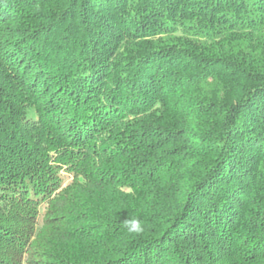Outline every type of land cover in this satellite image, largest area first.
Wrapping results in <instances>:
<instances>
[{"label": "trees", "instance_id": "16d2710c", "mask_svg": "<svg viewBox=\"0 0 264 264\" xmlns=\"http://www.w3.org/2000/svg\"><path fill=\"white\" fill-rule=\"evenodd\" d=\"M0 264H264V0H0Z\"/></svg>", "mask_w": 264, "mask_h": 264}, {"label": "clouds", "instance_id": "9594fccd", "mask_svg": "<svg viewBox=\"0 0 264 264\" xmlns=\"http://www.w3.org/2000/svg\"><path fill=\"white\" fill-rule=\"evenodd\" d=\"M123 226L129 234L137 237L143 235L146 231L144 222L138 217L124 219Z\"/></svg>", "mask_w": 264, "mask_h": 264}, {"label": "rangeland", "instance_id": "374dc122", "mask_svg": "<svg viewBox=\"0 0 264 264\" xmlns=\"http://www.w3.org/2000/svg\"><path fill=\"white\" fill-rule=\"evenodd\" d=\"M160 114V113H159ZM158 116H163V115H158ZM143 117H145V116H143ZM142 116L140 117L141 119H143L144 121L143 122H145V119L143 118ZM151 121H153V120H151ZM158 126H156V128H157ZM155 128V129H156ZM159 130V129H158ZM154 135V138H153V140H154V142H155V140H160L161 138L160 137H157V134H154V132L153 133H151L150 135H149V137H152ZM172 135V134H171ZM148 140H149V138H148ZM154 145V144H153ZM148 154H150V153H148ZM148 154H147V156H148ZM128 209V208H127ZM129 210V209H128ZM211 241H209V242H211L212 244H215L216 242H215V240L214 239H210Z\"/></svg>", "mask_w": 264, "mask_h": 264}]
</instances>
